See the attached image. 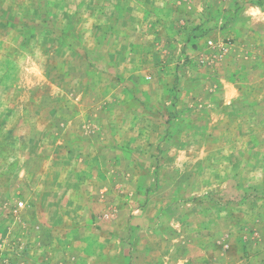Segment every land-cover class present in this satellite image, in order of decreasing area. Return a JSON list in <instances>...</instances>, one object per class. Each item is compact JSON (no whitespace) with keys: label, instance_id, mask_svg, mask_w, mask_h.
Masks as SVG:
<instances>
[{"label":"rangeland","instance_id":"374dc122","mask_svg":"<svg viewBox=\"0 0 264 264\" xmlns=\"http://www.w3.org/2000/svg\"><path fill=\"white\" fill-rule=\"evenodd\" d=\"M177 246L264 264V0H0V264Z\"/></svg>","mask_w":264,"mask_h":264},{"label":"crops","instance_id":"0c3cea01","mask_svg":"<svg viewBox=\"0 0 264 264\" xmlns=\"http://www.w3.org/2000/svg\"><path fill=\"white\" fill-rule=\"evenodd\" d=\"M150 208H153V207L148 206V209H150ZM171 220H173V219H171ZM170 225H171V223H170ZM166 230H167V228H166ZM157 231L155 228L153 229V234L155 237H156V235L158 236ZM172 242H175V240L173 239ZM180 249H181L180 246L176 247V250L172 254L171 258H169L171 260V263L172 264H193L194 262H192V261H194V260H192L191 258L188 257L189 253L187 251H184L185 248H182L183 249L182 251H180ZM165 258H167V257H165ZM154 260H155V262L158 261V263L160 261L158 258H156ZM165 263L167 264V262H165Z\"/></svg>","mask_w":264,"mask_h":264}]
</instances>
